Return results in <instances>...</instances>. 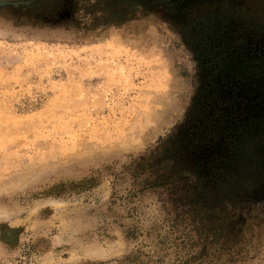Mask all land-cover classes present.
Listing matches in <instances>:
<instances>
[{
  "label": "rangeland",
  "instance_id": "rangeland-1",
  "mask_svg": "<svg viewBox=\"0 0 264 264\" xmlns=\"http://www.w3.org/2000/svg\"><path fill=\"white\" fill-rule=\"evenodd\" d=\"M31 1L0 2V264H264V0L95 30Z\"/></svg>",
  "mask_w": 264,
  "mask_h": 264
},
{
  "label": "trees",
  "instance_id": "trees-1",
  "mask_svg": "<svg viewBox=\"0 0 264 264\" xmlns=\"http://www.w3.org/2000/svg\"><path fill=\"white\" fill-rule=\"evenodd\" d=\"M181 1L182 0H90L87 4L81 6L82 10H80V14L77 15L79 16V19H74V23H76V25H81L85 30H95L101 26H107L112 23L125 22L129 19L130 15L137 12L139 9L145 11L161 9L165 12H173L175 9H177ZM77 3L78 2L74 3L71 1L62 0H32L29 2L28 8L30 14L43 10L45 15L54 17L57 11H62L65 9L71 12H77L79 8L76 5ZM202 108L208 118L215 120L213 128L214 138L210 139H214L216 141L220 135H223V143H229L232 145V147H241L242 157L245 156L247 153L246 149H248L249 146V143L246 141V136L247 133H250V130L241 123L233 125L230 122H224V120L218 117V114H216L217 117H215L212 114L214 111L212 105L210 106L212 109L211 116L208 115L209 107ZM190 110L191 114L188 115V118H190L192 114L196 112V107L195 109L193 107ZM219 141L220 140H217V142ZM220 143L222 142L220 141ZM174 149L176 150L169 152L171 158H174V155L178 153V145H175ZM232 151H234V147ZM181 153L184 154L183 151ZM208 172L214 173L213 176L216 181L221 180V177H226V179H228L227 174H229V172H226L222 165H217L216 168H210ZM211 185V183L207 182L203 187L204 190L202 194L205 193V191L210 192L212 187ZM189 258L190 259L187 260V263H189L190 260L192 261L196 259L197 257L190 256Z\"/></svg>",
  "mask_w": 264,
  "mask_h": 264
},
{
  "label": "snow or ice",
  "instance_id": "snow-or-ice-1",
  "mask_svg": "<svg viewBox=\"0 0 264 264\" xmlns=\"http://www.w3.org/2000/svg\"><path fill=\"white\" fill-rule=\"evenodd\" d=\"M0 2H2V0H0Z\"/></svg>",
  "mask_w": 264,
  "mask_h": 264
}]
</instances>
